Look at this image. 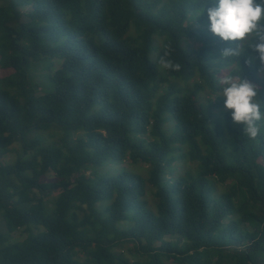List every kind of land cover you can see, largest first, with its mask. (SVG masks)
<instances>
[{
    "label": "trees",
    "instance_id": "obj_1",
    "mask_svg": "<svg viewBox=\"0 0 264 264\" xmlns=\"http://www.w3.org/2000/svg\"><path fill=\"white\" fill-rule=\"evenodd\" d=\"M205 2L0 0V264H264V123L215 98L227 70L264 100V72L222 55Z\"/></svg>",
    "mask_w": 264,
    "mask_h": 264
},
{
    "label": "clouds",
    "instance_id": "obj_2",
    "mask_svg": "<svg viewBox=\"0 0 264 264\" xmlns=\"http://www.w3.org/2000/svg\"><path fill=\"white\" fill-rule=\"evenodd\" d=\"M206 16L207 29L212 35L221 41L237 42L235 47L222 52L224 57L240 58L249 50L245 63L258 60L257 71L264 72V0H212ZM168 55V52L164 53L160 65L164 69L179 71L180 64L166 59ZM219 84L220 93L215 98L223 97L224 109L230 110L232 122L242 126L243 134L249 139H256L260 124L264 123V100L260 99V87L243 79L240 73L223 75Z\"/></svg>",
    "mask_w": 264,
    "mask_h": 264
},
{
    "label": "rangeland",
    "instance_id": "obj_3",
    "mask_svg": "<svg viewBox=\"0 0 264 264\" xmlns=\"http://www.w3.org/2000/svg\"><path fill=\"white\" fill-rule=\"evenodd\" d=\"M55 66H58V63L55 64ZM11 72V69H0V75H5V74H8ZM227 72V70H224L222 72V76L225 75ZM41 75V74H40ZM42 77V76H41ZM41 77L37 78V83L41 81ZM38 91L42 92V90H40V86L38 88ZM53 131L49 130V131H45V134H43V136L45 137H50V141H55L57 140V136L55 134L54 135H50ZM49 140V139H47ZM12 149V150H11ZM10 150L9 152H7L3 158H2V162L4 164H8V163H14L15 160H16V157H17V154L18 155H21L22 157L24 155H22V150L20 149V145L18 142H14L11 147H10ZM20 150V151H19ZM19 152V153H18ZM188 162V161H187ZM123 164L124 165H127V160H124L123 161ZM129 165V164H128ZM173 167H174V172L172 174H168V177H176V175L180 174V173H183V168L184 167H189V166H192L191 163H185L183 162L182 160L178 159V160H175L173 162ZM119 166L120 164H117V165H107L105 167L104 170H107L109 172H114V171H117V169H119ZM131 166V165H129ZM132 170L136 171V172H139L141 174H144L145 173V164L143 163H136L135 165H132ZM55 179V176L53 175L52 172L48 173L47 175H43L41 177V180L43 181H48V180H54ZM56 192H53L52 195H55ZM146 198L148 200V204L149 202H151V200L153 199L152 195L147 193L146 195ZM41 227L39 228H35V230H38L40 229ZM0 229H3V222H2V219L0 218ZM25 237V232L23 231L22 228L20 229H17L15 230L14 232H12L10 234V241H18V240H22L23 238ZM127 248H132V244L131 243H127L126 245L124 246H118V247H115V251H121L123 254H125L127 257H129L130 259H134L135 257H137V255H135V252H133L132 254L128 251ZM78 256L83 259L84 258V254L83 253H79Z\"/></svg>",
    "mask_w": 264,
    "mask_h": 264
}]
</instances>
